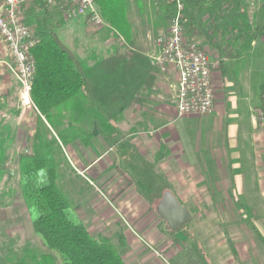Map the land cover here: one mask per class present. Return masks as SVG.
<instances>
[{"label": "trees", "instance_id": "obj_1", "mask_svg": "<svg viewBox=\"0 0 264 264\" xmlns=\"http://www.w3.org/2000/svg\"><path fill=\"white\" fill-rule=\"evenodd\" d=\"M47 1L32 0L33 7L24 18L27 24L33 25L36 40L31 49L35 71L30 101L37 115L33 135L27 139L26 148L16 154L20 193L40 245L38 249L22 247L10 263L128 264L120 252L126 245L122 237L113 242L114 236L92 233L77 215L75 208L84 202L83 197L71 199L60 181L58 168L66 158L64 149L69 145L91 149L97 135L108 147L118 144L124 136L101 133L97 114L117 122L127 109L145 101L155 85L158 68L144 52L130 8L134 5L144 24L156 34H162L176 15L177 7L168 0H95L104 22L100 40L114 42L104 54L92 51L82 58L58 36L55 29L58 21L53 18ZM249 1L181 0L184 34L193 40L204 37L216 48H220L219 43L224 46L227 42L235 48L230 52L232 57L242 56L253 49L264 32V20H261L264 2L260 9H255L250 8ZM259 48L254 49L256 54ZM262 68L264 74V62ZM259 91L261 98L264 78ZM2 122L0 183L8 174L13 155V134L5 130ZM118 148L116 167L125 179L135 183L138 192L154 209L162 194L171 188L167 176L158 172L155 163L141 155L135 146ZM70 167L77 177L96 186L93 177L94 180L74 165ZM1 210L7 212L6 208Z\"/></svg>", "mask_w": 264, "mask_h": 264}, {"label": "crops", "instance_id": "obj_2", "mask_svg": "<svg viewBox=\"0 0 264 264\" xmlns=\"http://www.w3.org/2000/svg\"><path fill=\"white\" fill-rule=\"evenodd\" d=\"M249 2L260 9L264 0ZM196 40L208 54L212 64L213 111L202 115H179L173 104L171 89V83L178 77L177 71L173 66H168L165 71H160L157 67L155 85L145 101L127 109L124 117L117 122L107 121L104 116L97 117L101 133L109 136L119 133L124 137L118 144L108 147L97 135V146L94 144L90 149L92 159L79 170L87 174L89 168L99 165L111 152L110 162L100 167V171L94 172L93 178L106 188V196L108 194L113 206V202L119 197L113 183L130 189L122 192L135 207L127 210V219L140 231L159 240V230V234H155L154 231H149V227L148 231L146 229L153 221L151 214L163 221L165 228L169 229L166 222L138 192L135 183L125 179L115 164L118 147L135 146L141 155L155 163L158 172L167 176L170 191L190 211V222L194 219L195 222L202 220L199 224L190 223L191 226L186 228L187 232L182 229L183 226L177 230L174 236L177 241L173 242L177 249L183 248L179 242L180 237L182 241L195 242L197 247L208 249L213 264H264V122L253 117L263 106L264 94L261 98L259 90L257 98H250L248 93L243 94L250 83L246 75L251 72L253 87L260 89L264 78L263 69H244L241 60L245 59L248 52L240 57H232L230 52H234L235 48L227 42L224 46L219 43L220 49L207 43L204 37ZM67 46L74 49L71 40H68ZM144 46L145 54L151 59L150 56L156 53L155 46ZM79 56L82 57L80 54ZM221 60L222 64L219 65ZM12 61L6 46L0 41V102L4 109L13 101L15 103L19 88V82L10 69ZM255 72L259 73L257 79L254 77ZM240 104L245 112H241ZM14 105L18 109V104ZM24 105L26 108H34L32 104ZM36 113L35 110V115ZM12 118L16 121L12 134L18 138L24 136L25 114L20 113L17 117L9 115L5 121L6 129H11L8 123ZM34 130L33 126L25 136L31 137ZM247 139L253 168L257 171L253 186L247 184L244 171ZM108 167L113 169L109 173L106 172ZM147 217L149 220L145 221ZM237 220L247 221L249 224H238ZM135 242H130L126 248L132 251V244ZM165 242L163 239L160 247H165ZM224 249L226 252L221 251Z\"/></svg>", "mask_w": 264, "mask_h": 264}, {"label": "rangeland", "instance_id": "obj_3", "mask_svg": "<svg viewBox=\"0 0 264 264\" xmlns=\"http://www.w3.org/2000/svg\"><path fill=\"white\" fill-rule=\"evenodd\" d=\"M54 1L55 3L53 4L49 3L48 1L47 3L50 7V10H52L53 12V18L58 21L55 29L58 36L64 41V43L68 45V40H71L74 44V49L72 50L78 53V55L80 54L82 58L87 57L92 51L101 52L102 54H104L110 44L114 42V40H108L105 42L100 40V38L103 37L102 35H104V32L101 31V25L92 24L87 17L73 20L67 19L64 13L55 5L61 0ZM133 6L132 9L130 8V13L132 18L137 21L136 28L140 33L141 38H139L141 43H143V45L145 44L147 47L149 45L154 46L155 38L157 37L158 33L156 34V32H154L152 29L147 27L146 24H144L143 18L137 16L135 6ZM250 6V8L257 9L256 5L253 3H251ZM23 7V16L25 18L28 10L33 7L32 0H26ZM33 10L35 12H38L37 8H34ZM261 20L264 19L262 18ZM27 25L30 26L33 33V25ZM259 46L261 47L259 48L260 51L256 54L254 52V49ZM263 62L264 32L259 36L258 41H256L253 45V49L248 51L245 59L241 60V63L245 66L244 69L262 68ZM247 75L246 79H249L250 83L247 84V88L243 90V94L248 93L250 98H257L256 95L257 93H259V89L253 87V74L251 72L250 75ZM258 76L259 73L255 72L254 77L258 78ZM20 91L21 88L19 85L16 93L17 97L15 99L16 105L18 104V109L17 106L14 105L15 103L13 100L10 106H5V109L2 106V108L0 109V120L3 121L2 123L5 130H9L6 129L7 126L5 127V121L7 117L9 115H15L17 117L20 115V113L21 115L25 114L26 120L24 128L26 135L33 129V126H36V115L34 108H26L24 104L31 105V101H29L28 103H23L22 99L20 98ZM240 107L241 112H245L242 108L243 105L240 104ZM25 111H28L26 112L28 114H26ZM246 113H248L247 110ZM100 116L103 115L101 113H98L97 117ZM15 122L16 121L12 118L8 123L12 129V131L10 129L11 132H13ZM22 133L24 134V131ZM25 135L21 136L20 138L13 135V148L11 150V154H13L12 161L9 166L8 174L0 183V209L1 207L7 209V212H4L3 210L0 211V264H11L10 259L12 258V256L16 254V252L18 253L19 249L24 246H30L34 249H38V246L40 245L38 236L32 229L31 216L21 196L19 188V172L16 154L22 152L25 149L24 144L27 143L28 139ZM95 144L97 146V140ZM64 152L66 158L60 161L58 168L60 181L64 189L68 191L71 199L75 200L78 197H83L84 199L82 198V200L85 202V204L83 202L82 206H76L75 209L77 215L84 221L89 231L92 233L100 232L105 233L107 236H114L111 237L113 242H115L116 239H119V237H122L126 245L124 248H120V252L128 264H213L209 255L210 251L208 249L197 247V244L195 242L193 243L188 240L182 241V238L179 237V242L183 245V248L180 250L177 249L173 244V242L177 241V239L174 238V236H176L177 230L166 229L163 221H160V219L155 217L153 213L151 214L153 221L146 227V229L148 231L149 227V231H154L155 234H159L157 231L159 230L161 232L159 234V240L157 237L151 238L150 234L140 231L136 227V225L133 224V226L126 216L128 214L127 210L133 209L135 207H133L134 203L130 200H127L126 195L122 194L123 190L126 189L125 185L118 186L117 183H113L115 193H119V191L120 193H117L119 197H117V199L113 202L114 206L109 202L108 194L106 196V188L100 185L98 181L94 180L92 177L94 172L100 171V167H103L110 162L111 152L106 155V158L102 159L99 165H94L87 171V175L94 180L97 188L96 186H90L84 179L77 177L74 173L71 172L70 167V165L72 167L74 165L76 169L81 170L84 164L88 163L92 159L91 157L93 155L90 152V149H86L78 146V144H75L74 147H72V145L67 146L64 149ZM244 154V171L247 176V184L249 186H253V181L255 180L257 171H255L253 168L254 163L252 160L251 148L248 139L245 144ZM112 170L113 169L111 167H108V170L106 172L109 173ZM256 181H258V179H256ZM98 187L100 191H98ZM127 190L130 189H126V192ZM114 207L118 209V212L115 211ZM94 208L96 210H94ZM144 220L148 221L149 219L147 217ZM195 221L196 220L194 219V221L191 222V225L197 223L199 224L202 222V220H199V222ZM243 222L248 226L249 222H245L243 220H240L238 224H242ZM187 230L188 229H184V231L186 232ZM193 234L196 236V233ZM197 235L204 236V234ZM163 239H165L166 244L165 247L162 248L160 246ZM133 241L136 242L132 244L133 247L131 251L126 247H128L130 245L129 243ZM221 251L226 252L225 249Z\"/></svg>", "mask_w": 264, "mask_h": 264}, {"label": "built area", "instance_id": "obj_4", "mask_svg": "<svg viewBox=\"0 0 264 264\" xmlns=\"http://www.w3.org/2000/svg\"><path fill=\"white\" fill-rule=\"evenodd\" d=\"M168 1L175 2L177 13L170 19L166 31L155 38L156 53L150 57L160 71H165L168 66L176 69L178 77L171 83V89L173 104L179 115L210 114L214 109L212 64L198 42L184 34L180 18L183 2ZM25 2L0 0V41L12 57L10 69L19 82L20 98L23 103H28L35 71L31 49L36 40L30 26L24 21L22 7ZM48 2L55 3L54 0ZM55 5L69 20L87 17L94 25L104 24L95 0H61ZM253 117L264 122V96L263 106Z\"/></svg>", "mask_w": 264, "mask_h": 264}, {"label": "water", "instance_id": "obj_5", "mask_svg": "<svg viewBox=\"0 0 264 264\" xmlns=\"http://www.w3.org/2000/svg\"><path fill=\"white\" fill-rule=\"evenodd\" d=\"M155 211L171 230H178L191 219L190 211L179 202L170 190H166L162 194L155 206Z\"/></svg>", "mask_w": 264, "mask_h": 264}]
</instances>
